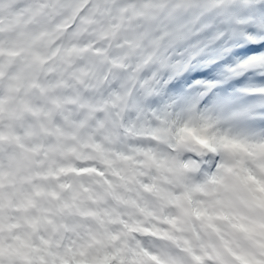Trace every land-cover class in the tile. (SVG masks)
Masks as SVG:
<instances>
[{
	"label": "clouds",
	"instance_id": "9594fccd",
	"mask_svg": "<svg viewBox=\"0 0 264 264\" xmlns=\"http://www.w3.org/2000/svg\"><path fill=\"white\" fill-rule=\"evenodd\" d=\"M0 264H264V0H0Z\"/></svg>",
	"mask_w": 264,
	"mask_h": 264
}]
</instances>
